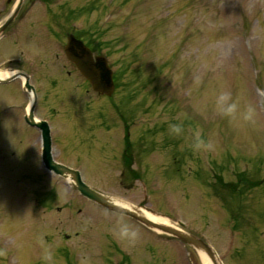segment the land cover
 <instances>
[{
	"label": "rangeland",
	"instance_id": "rangeland-1",
	"mask_svg": "<svg viewBox=\"0 0 264 264\" xmlns=\"http://www.w3.org/2000/svg\"><path fill=\"white\" fill-rule=\"evenodd\" d=\"M44 2L35 4L42 17ZM65 5L74 7L75 25L102 41L119 86L100 98L78 87L75 74L67 98L40 100L36 115L50 121L53 157L103 192L183 221L225 264H264V0H54L52 8L65 13ZM126 134L142 179L122 176ZM21 150L39 152L36 132L0 137V229L23 215L21 201L34 186L26 179L53 180L60 203L71 195L80 200L65 178L42 165L32 173L12 167L11 152ZM85 208H74L75 230L89 227V264L118 258L103 262L112 240L125 250L137 247L140 264L153 256L164 264H202L180 240ZM86 218L89 225L82 224ZM22 222L14 234L27 228Z\"/></svg>",
	"mask_w": 264,
	"mask_h": 264
},
{
	"label": "flooded vegetation",
	"instance_id": "flooded-vegetation-1",
	"mask_svg": "<svg viewBox=\"0 0 264 264\" xmlns=\"http://www.w3.org/2000/svg\"><path fill=\"white\" fill-rule=\"evenodd\" d=\"M37 1L0 0V72H7L0 75V79L6 78L0 80V101H5L1 98L8 96L14 99L0 104V137L22 139L35 132L37 136L40 135L39 129L26 120L32 92L36 96V113L40 100L47 101L45 97L48 95L67 98L68 92L74 87L75 74L80 77L78 87L90 89L89 82L80 75L65 52L67 38L72 34L86 42L94 54L99 52L88 41L85 27L75 25L70 12L63 13L48 5L42 17V10L40 14L35 7ZM27 43L33 51L31 53L29 50V58ZM41 55L46 57L42 59ZM40 81L43 83L40 84ZM27 128L33 132H28ZM22 150L11 152L13 156L17 153L16 163L11 166L19 165L18 168L24 172H34L37 165H42L39 152L31 154ZM123 150L129 153L125 137ZM26 180L34 183V186H29L25 191V201H21L23 215L20 219L12 218L13 222L7 219V225L0 229V264H89L90 257L88 262L84 259V254L87 251L89 253V227L82 228V232L75 230L78 219L74 208L77 207L76 213L83 212L85 207L89 212L91 201L82 195L76 196L80 200L75 201V196L71 195L60 203L53 180ZM59 213L63 214V218L57 216ZM111 213L108 211V214ZM24 219L27 228L14 234L16 224L21 227ZM82 224L89 225L87 218ZM151 247L152 250L154 247ZM144 250L148 251L149 248ZM137 251V247L125 250L118 242H109L103 262L107 259L110 263L109 255L116 254L118 258L111 259V264H140L136 261ZM142 264L164 263L153 256L143 260Z\"/></svg>",
	"mask_w": 264,
	"mask_h": 264
},
{
	"label": "water",
	"instance_id": "water-1",
	"mask_svg": "<svg viewBox=\"0 0 264 264\" xmlns=\"http://www.w3.org/2000/svg\"><path fill=\"white\" fill-rule=\"evenodd\" d=\"M66 51L69 58L75 62L81 73L90 80L94 89L99 93H112L114 90L113 72L105 56L97 55L94 59L90 48L75 37L69 38L66 45ZM32 123L38 125L42 129L44 145L43 159L46 166L65 177L72 178L75 181V186L83 195H86L112 209L129 214L151 228H157L175 235L182 241L190 244L194 249L206 252L214 264H222V260L220 256H218L216 250L199 236L184 231L182 228L152 220L144 215L136 206L131 205V208H128V206L119 204L117 200L120 199L117 197L101 193L84 183L81 179L80 172L77 169L54 161L51 155V139L47 122L45 120H40L32 121ZM178 223L181 226H184L183 222L178 221Z\"/></svg>",
	"mask_w": 264,
	"mask_h": 264
},
{
	"label": "bare ground",
	"instance_id": "bare-ground-1",
	"mask_svg": "<svg viewBox=\"0 0 264 264\" xmlns=\"http://www.w3.org/2000/svg\"><path fill=\"white\" fill-rule=\"evenodd\" d=\"M5 74H7V72H0V75H5ZM141 210H142V213H144L146 216H148L149 218L157 222H161L165 224H169L171 222V220L165 216L152 213L146 210L145 208H141ZM199 257L201 259L202 264H214L212 260L210 259L209 255L202 250H199Z\"/></svg>",
	"mask_w": 264,
	"mask_h": 264
},
{
	"label": "trees",
	"instance_id": "trees-1",
	"mask_svg": "<svg viewBox=\"0 0 264 264\" xmlns=\"http://www.w3.org/2000/svg\"><path fill=\"white\" fill-rule=\"evenodd\" d=\"M130 160H131V159H130L129 157H127V160H126V161H127V163H129V161H130Z\"/></svg>",
	"mask_w": 264,
	"mask_h": 264
}]
</instances>
